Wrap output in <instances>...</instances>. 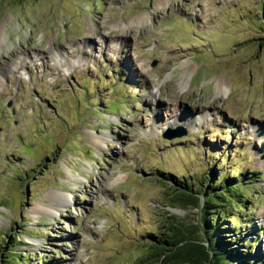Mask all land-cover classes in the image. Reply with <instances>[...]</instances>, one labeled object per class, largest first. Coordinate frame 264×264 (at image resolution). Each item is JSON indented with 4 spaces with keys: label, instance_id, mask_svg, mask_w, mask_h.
<instances>
[{
    "label": "rangeland",
    "instance_id": "rangeland-1",
    "mask_svg": "<svg viewBox=\"0 0 264 264\" xmlns=\"http://www.w3.org/2000/svg\"><path fill=\"white\" fill-rule=\"evenodd\" d=\"M263 14L264 0H0V250L20 255L6 264H156L148 235L170 216L198 226L174 193L216 163L252 180L223 239L264 264Z\"/></svg>",
    "mask_w": 264,
    "mask_h": 264
},
{
    "label": "trees",
    "instance_id": "trees-1",
    "mask_svg": "<svg viewBox=\"0 0 264 264\" xmlns=\"http://www.w3.org/2000/svg\"><path fill=\"white\" fill-rule=\"evenodd\" d=\"M219 166L220 164L216 163L215 170L212 166L208 169L209 172H206L204 177L205 186L203 179L196 185L194 181L187 179L181 182L174 193L178 205L199 210L201 219L198 226H184L175 217L170 216L169 221L162 224L163 230L148 235L150 254L146 259L156 264H251L253 262L247 244L239 242L235 247L236 250H233L231 245L233 242L223 239L228 237L225 234L229 231L223 221L230 219L229 213L239 203L240 209H245L243 208L245 196L242 190L246 189L243 186L252 180L244 182L243 175L237 174L234 181H240V184L232 183L233 180L228 179L227 174L219 175L217 172ZM171 188L174 189L173 186ZM228 221L232 223L231 220ZM10 248L11 250H7L10 255L3 254L4 249L0 250V264L10 263L9 261L13 259L10 256L17 254L12 250L13 246ZM244 249L247 251H243ZM23 257L27 259L28 256ZM17 260H20L19 254L15 256L13 262ZM254 263L261 264V261Z\"/></svg>",
    "mask_w": 264,
    "mask_h": 264
},
{
    "label": "bare ground",
    "instance_id": "bare-ground-1",
    "mask_svg": "<svg viewBox=\"0 0 264 264\" xmlns=\"http://www.w3.org/2000/svg\"><path fill=\"white\" fill-rule=\"evenodd\" d=\"M141 19H142V16H140V17H138L137 18V22L138 21H141ZM82 48H85V46L84 45H82V44H79ZM55 56V57H54ZM54 59L56 60V62H61L62 63V57H61V55L59 54V52H55L54 53ZM20 66H21V64H20ZM60 67H61V64H60ZM186 75V74H185ZM188 77V76H187ZM188 83V82H187ZM217 87H218V89L220 90H222L223 88H225V83H224V81H222V80H219V81H217ZM186 112V111H185ZM158 116V115H157ZM97 138H99V137H96L95 136V139H97ZM96 143V142H95ZM55 211L57 210V208H56V205L54 206V208H53ZM56 213V212H55ZM264 214V213H263Z\"/></svg>",
    "mask_w": 264,
    "mask_h": 264
}]
</instances>
